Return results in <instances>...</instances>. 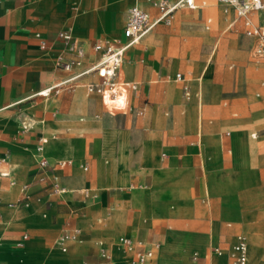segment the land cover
Returning <instances> with one entry per match:
<instances>
[{"label": "crops", "instance_id": "0c3cea01", "mask_svg": "<svg viewBox=\"0 0 264 264\" xmlns=\"http://www.w3.org/2000/svg\"><path fill=\"white\" fill-rule=\"evenodd\" d=\"M196 1L198 8H183L212 4ZM135 4L152 17L159 14L148 0H0V264H130L138 248L120 247L122 236L160 244L149 264H234L230 251L239 234L249 242L248 264H264V207H257L264 200V137L255 149L238 131L230 162L217 157L228 167L207 170L195 147L216 149L218 136L210 127L203 135L199 127L198 140L190 141L202 119L190 120L200 100V79L196 88L166 64L145 69L135 60L157 46L175 13L170 25L160 23L131 47L129 66L120 68L119 79L140 83L149 97L143 105L137 101L139 107L112 115L110 110L120 109H109L100 94L86 88L97 80L94 75L73 89L41 93L84 67L57 68V54L72 56L60 31L81 37L73 32L88 50L87 66L98 55L95 42L123 36ZM178 73L184 81L176 80ZM154 76L165 84H147ZM172 82L182 84L184 96ZM255 96L264 99V81ZM206 98L209 102V94ZM258 117L264 119V108ZM41 158L48 168L40 166ZM54 176L63 191L54 192ZM74 229L81 230L80 238L67 241L63 250L58 238ZM103 249L110 258L102 256Z\"/></svg>", "mask_w": 264, "mask_h": 264}, {"label": "rangeland", "instance_id": "374dc122", "mask_svg": "<svg viewBox=\"0 0 264 264\" xmlns=\"http://www.w3.org/2000/svg\"><path fill=\"white\" fill-rule=\"evenodd\" d=\"M211 3H216V1L212 0ZM150 4L153 3L150 2ZM217 11L218 13L215 14L206 11L205 8L202 10L178 9L175 12L173 24L162 27L161 34L157 37L160 38L157 46L150 50L148 55L144 54V50L141 56H135V60L143 64L145 69H158L166 64V66H170L171 72H183L190 80L191 85L196 88V79H200L202 85L198 91L199 97L203 100V115L199 125L192 132L190 141L198 140L199 127L203 135L207 134L206 128L210 127V131L218 136L219 141L216 149L210 145L204 149L205 145L203 144L202 150L199 149L201 145L198 150L195 147V152L198 151L200 154V164H204L207 170L228 167L224 160H217V157L219 155L218 159L220 157L227 158L230 162L233 157V139L239 135L240 131H243L241 136L251 141L250 144L255 149L260 147L261 138L264 137V119L258 117L260 109L264 108V99L255 96V93L261 89V82L264 81V59H259L256 55L259 40L247 35L244 24L242 23V29L240 21L235 24V27H230L227 30L230 23L236 18L235 10L226 11L224 7L217 6ZM254 15L255 17L252 15L254 22L264 27V10L255 12ZM209 17H213L211 23L207 22ZM216 22L217 25L214 27ZM74 34L79 39L81 38L75 32ZM97 36V34L94 35V37ZM152 36L149 35V37ZM218 40H220L218 50L212 55ZM146 42L148 41L145 40L142 43ZM149 46L151 48V45ZM234 54L241 55V58H235ZM57 56L58 54L55 61ZM209 74L211 75L209 76ZM152 79L146 83L165 84L160 81L159 76H154ZM170 84L179 86L183 95L182 84L175 82ZM139 85L140 83L136 84L137 88L129 92L130 106H135L134 103L137 101L140 106L149 101V97H144L143 92L140 91ZM208 94L209 102L206 98ZM120 105L117 107L120 110H110L109 113L112 115L123 113L125 110H121ZM189 108L187 104L188 114H190ZM180 115L182 114L180 113ZM232 122L238 125L232 127L230 125ZM256 139L257 141H255ZM195 166L199 170L198 162H195ZM260 167L263 170L260 176L264 183V164ZM235 177L238 176L235 175ZM242 183L250 182L243 178ZM137 185L139 183H135V186ZM213 199L211 198L210 201L212 204ZM257 207H264V200ZM232 253L233 247L230 255Z\"/></svg>", "mask_w": 264, "mask_h": 264}, {"label": "built area", "instance_id": "2783aa9c", "mask_svg": "<svg viewBox=\"0 0 264 264\" xmlns=\"http://www.w3.org/2000/svg\"><path fill=\"white\" fill-rule=\"evenodd\" d=\"M148 1L152 2L153 5L158 8L159 14L156 17H152L151 14L139 4L131 6L128 10L123 36L107 38L95 42L92 45V49L98 55L96 59L87 66H85V63L88 57V50L85 43L76 38L71 29L60 31L59 37L67 50L72 53V56L69 58L58 56L56 60L57 68L72 71L75 68L84 67L80 71H72L67 78L57 82L41 93L47 96L53 90H59L65 87L73 89L81 84V79L84 76L94 75L97 77V80L86 84L88 92L100 94L104 104L109 109H116L119 103H121V110H128L129 90L136 89L137 87L136 84L119 79L120 68L126 60L128 50L140 43L158 24L165 23L170 25L177 9L183 7L196 9L199 7L196 0ZM217 1L226 11L231 9L235 10L236 18L230 23L229 27L234 26L238 21H242L247 35L258 38L259 43L256 49V55L259 59H264V27L256 24L252 17L254 12L264 10V0ZM38 35L40 36V34ZM42 48H45V44H42ZM176 80L184 81V75L178 73L176 75ZM184 90L187 98H190V88L186 85ZM258 96H260V93H258ZM144 111L145 110L142 108L138 110V113L143 114ZM43 149L44 146L43 143H41L37 150L38 152H42ZM39 164L42 168H48L50 166L46 158H41ZM53 189L54 192L57 193L63 191L56 176H54ZM80 235L81 230L79 229L67 230L58 238L57 243L63 250H66V242L69 240H78ZM118 245L128 250L138 248L135 258L131 260L130 264H149V260L154 257L156 250L160 246L159 243L148 244L143 240H138L131 236L120 237L118 239ZM247 245L248 240L246 235L239 234L236 243L233 245V253L231 254L234 264H248ZM214 250L221 253L218 247L214 248ZM102 256L110 258L106 249L102 250Z\"/></svg>", "mask_w": 264, "mask_h": 264}, {"label": "bare ground", "instance_id": "6f19581e", "mask_svg": "<svg viewBox=\"0 0 264 264\" xmlns=\"http://www.w3.org/2000/svg\"><path fill=\"white\" fill-rule=\"evenodd\" d=\"M125 2V1H124ZM204 3V2H203ZM123 6V5H122ZM125 7V6H124ZM206 11H210L212 13H218L217 11V5L215 3H212L211 5H209L208 7H204ZM122 9V8H121ZM125 11V10H124ZM220 16V15H218ZM121 18V17H120ZM219 21L218 17H217V22ZM217 22L214 24V27L217 25ZM207 33V32H206ZM209 33V32H208ZM219 43H220V40H218V42L216 43V46L212 52V55H214L216 53V51L218 50V47H219ZM129 65L126 63V61L122 64V70H126V68L128 67ZM206 71V70H205ZM204 71V73H205ZM122 80H125V78H123ZM202 85V84H201ZM202 89V88H201ZM121 104V103H119ZM188 106L190 107V103L188 104ZM194 109H196V120L200 119V117L202 118V115H203V108H204V105H203V100L202 98H200V100L198 101V103L196 105H194ZM191 122H194L195 121V117H192L190 118ZM202 134V133H201ZM237 135V134H236ZM257 146V145H256ZM257 148V147H256ZM64 152V151H63ZM249 243V242H248ZM247 251H248V245H247Z\"/></svg>", "mask_w": 264, "mask_h": 264}]
</instances>
